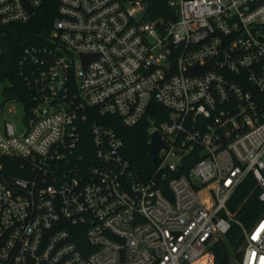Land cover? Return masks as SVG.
<instances>
[{
  "label": "built area",
  "instance_id": "1",
  "mask_svg": "<svg viewBox=\"0 0 264 264\" xmlns=\"http://www.w3.org/2000/svg\"><path fill=\"white\" fill-rule=\"evenodd\" d=\"M43 1L0 0V25ZM156 1L58 0L23 50V130L0 126V264H215L232 228L226 264H264V210L246 224L228 206L252 177L264 209V0ZM153 101L164 146L143 178L111 121L134 127Z\"/></svg>",
  "mask_w": 264,
  "mask_h": 264
},
{
  "label": "trees",
  "instance_id": "2",
  "mask_svg": "<svg viewBox=\"0 0 264 264\" xmlns=\"http://www.w3.org/2000/svg\"><path fill=\"white\" fill-rule=\"evenodd\" d=\"M58 0H44L38 7L31 19L26 23H14L8 26L0 25V83L6 82L3 87V94L7 99L18 100L24 109L29 106L27 88L20 75V65L18 63L23 50L32 45L42 46L43 38L51 31V23L56 16ZM164 0H157L156 4H162ZM167 117V111L160 107L156 102H152L149 107L148 117L127 128L121 125L117 119L111 121L112 127L123 141V154L129 162L140 172L143 178L152 175L154 167L150 161L148 144V119L155 118L161 120ZM198 151L188 153L184 159L181 172L186 173L188 169L197 161ZM258 192L254 189L252 177H248L235 191V194L228 203L232 211L242 203L237 212V216L246 224H249L263 212V205L257 199ZM246 198L245 201H243ZM230 243L234 247L238 246L239 233L236 228H232L226 234ZM217 253L215 264H226L228 261V251L225 242L220 241L216 244Z\"/></svg>",
  "mask_w": 264,
  "mask_h": 264
},
{
  "label": "rangeland",
  "instance_id": "3",
  "mask_svg": "<svg viewBox=\"0 0 264 264\" xmlns=\"http://www.w3.org/2000/svg\"><path fill=\"white\" fill-rule=\"evenodd\" d=\"M6 82L0 83V126L3 123L9 122L15 126V131L22 132L23 124L22 118L24 117V110L21 103L18 100L7 99L3 94V87L6 86ZM168 161L178 162L176 156H172L168 158ZM222 241L227 245L228 256L231 259L233 256H238L239 248L235 249L233 244L230 243V240L226 237V235L222 236Z\"/></svg>",
  "mask_w": 264,
  "mask_h": 264
},
{
  "label": "water",
  "instance_id": "4",
  "mask_svg": "<svg viewBox=\"0 0 264 264\" xmlns=\"http://www.w3.org/2000/svg\"><path fill=\"white\" fill-rule=\"evenodd\" d=\"M145 8L147 9V6H145ZM28 10L31 12V9L28 8ZM144 12L141 13L139 15V17H142ZM95 57H96L95 55H87V54L80 55L81 61H83V63L90 62ZM211 66H213V65H205L203 67H195L192 69V72L203 71L204 69H207L208 67H211ZM149 140H150V142H149V144H150V149H149L150 161H152V165H154L156 162L155 161L156 160V153L160 148H162L164 146V144L162 143V141L159 137V134L157 132H153V134L150 135Z\"/></svg>",
  "mask_w": 264,
  "mask_h": 264
}]
</instances>
